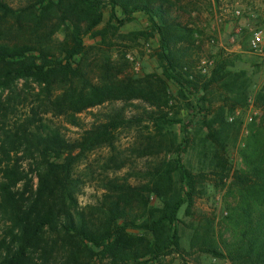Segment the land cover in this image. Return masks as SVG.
I'll use <instances>...</instances> for the list:
<instances>
[{
  "label": "trees",
  "instance_id": "trees-1",
  "mask_svg": "<svg viewBox=\"0 0 264 264\" xmlns=\"http://www.w3.org/2000/svg\"><path fill=\"white\" fill-rule=\"evenodd\" d=\"M174 1L24 0L13 7L0 0V91L1 96L6 93L0 98V264H50L60 253V264H147L169 255L189 264L196 254L229 264H264L263 125L250 127L239 168L231 172L220 167L221 180H229L231 198L225 202L226 215L217 236L221 251L199 246L187 252L177 229L166 235L163 231L166 225H175L183 205L185 214L192 215L205 180L188 170L180 155L154 167L145 184L134 186L126 176L105 179V192L96 206L90 212L78 207L81 181L75 168L89 153L106 147L113 159L116 132L132 123L146 119L158 128L181 122L161 109L168 99L167 81L185 97L184 84H192L189 48L184 45L189 30L172 16L178 3ZM102 7L109 8L113 30L131 22L136 12L148 17L151 32L138 33L158 36L154 54L161 76L124 74L106 50L98 51V59L90 63L94 46L87 47L84 37L104 40L110 26L96 30L103 21ZM58 35L62 40L55 46ZM217 74L214 71L209 85L221 79ZM19 81L25 87L35 84L38 92L25 118L10 124L11 115L26 100L16 92ZM134 100L151 106L143 111L144 119L127 118L123 109L115 110L74 140H67L49 118L79 127L78 115L85 110ZM113 162L115 170L124 167L123 162ZM173 172L178 174L177 193L161 188L163 183L170 186ZM152 195L160 208L149 206ZM129 229H140L145 237L134 236Z\"/></svg>",
  "mask_w": 264,
  "mask_h": 264
},
{
  "label": "rangeland",
  "instance_id": "rangeland-1",
  "mask_svg": "<svg viewBox=\"0 0 264 264\" xmlns=\"http://www.w3.org/2000/svg\"><path fill=\"white\" fill-rule=\"evenodd\" d=\"M24 0H7L18 7ZM172 16L176 17L189 33H185L184 45L188 46V69L192 84H184L186 97L179 88L167 81L168 99L161 109L168 117L178 119L177 124H158L144 119L143 111L151 106L143 100L116 101L105 103L83 111L78 115L80 126L66 124L61 118L49 117L60 128L67 140H74L91 123L104 120L107 114L123 109L127 118L143 117L140 123H132L116 132V153L110 160L108 148H97L80 161L75 175L81 184L76 194L80 209L90 212L105 192V179L126 176L129 183L136 186L149 181L148 172L160 168L163 162L175 160L180 155L184 166L195 174L204 175L200 186L201 193L193 206L192 215H186L185 205L178 213L175 225L163 228L165 235L173 228L177 229L180 245L187 252L196 251L199 246H209L222 250L217 236L226 215L225 202L228 196L229 180H221L220 167L225 166L231 172L241 166L240 152L252 125L264 126V0H176ZM235 10L240 11L236 16ZM103 21L96 28L108 27L109 8L102 7ZM119 14V13H118ZM108 27L106 39L100 36L84 37L89 51L88 60L98 59V51L106 50L116 69L134 77L147 75L161 76L162 68L154 51L158 47V36H141L138 32H151L148 17L136 12L134 19L119 27ZM227 28V30H225ZM262 31L259 50H252L249 42L252 32ZM225 30L224 33H222ZM220 32V35L218 33ZM183 33V32H182ZM62 40L55 36V46ZM104 41V42H102ZM221 67V69H220ZM214 71L219 81L209 85ZM155 87V86H154ZM24 103L11 115L10 124L24 119L34 95L38 92L35 84L18 82L17 91ZM6 93L0 98H4ZM187 96L189 99H187ZM252 116L253 121L247 122ZM173 144V147L171 145ZM176 152V153H175ZM177 155V156H176ZM115 160L123 162L124 167L115 170ZM28 170V165H23ZM171 184L163 183V190L173 193L179 191L178 174H171ZM36 179L33 180L35 187ZM149 206L160 208L161 203L155 196L149 197ZM221 229V230H220ZM130 234L145 237L140 229H129ZM62 253L50 264H60ZM93 264H108L107 261H95ZM147 264H181L175 255L151 260ZM189 264H229L223 259L207 254L193 255Z\"/></svg>",
  "mask_w": 264,
  "mask_h": 264
},
{
  "label": "built area",
  "instance_id": "built-area-1",
  "mask_svg": "<svg viewBox=\"0 0 264 264\" xmlns=\"http://www.w3.org/2000/svg\"><path fill=\"white\" fill-rule=\"evenodd\" d=\"M235 14L236 16L240 15V11L235 10ZM261 41H262V31L261 30H257L255 29L252 34H251V38H250V42H249V47L252 50H259L260 45H261ZM247 122H252L253 121V117L249 116L247 117Z\"/></svg>",
  "mask_w": 264,
  "mask_h": 264
},
{
  "label": "crops",
  "instance_id": "crops-1",
  "mask_svg": "<svg viewBox=\"0 0 264 264\" xmlns=\"http://www.w3.org/2000/svg\"><path fill=\"white\" fill-rule=\"evenodd\" d=\"M225 30H227V28H225ZM225 30L222 32V33H224L225 32ZM218 33H219V35H220V32L218 31Z\"/></svg>",
  "mask_w": 264,
  "mask_h": 264
}]
</instances>
